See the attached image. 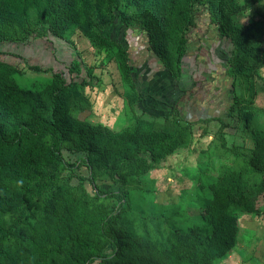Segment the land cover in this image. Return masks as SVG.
Instances as JSON below:
<instances>
[{
    "label": "trees",
    "instance_id": "trees-1",
    "mask_svg": "<svg viewBox=\"0 0 264 264\" xmlns=\"http://www.w3.org/2000/svg\"><path fill=\"white\" fill-rule=\"evenodd\" d=\"M238 1L0 0V264H214L235 248L240 194L260 181L247 177L243 161L208 181L195 177L203 224L185 229L133 222L125 186L155 166L151 150L171 155L195 122L212 119L201 103L182 106L194 88L206 98L221 95L229 116L243 102L223 93L235 89L239 77L252 81L264 30L256 20L234 22L232 15L256 0ZM116 21L125 42L138 24L163 66L139 83L129 59L134 62L119 47L121 69L137 89L128 98L137 96L153 117L120 131L72 115L77 85L90 77L64 37L75 28L94 46H105V32ZM227 48L224 60L217 51ZM25 68L51 76L25 84L16 77ZM160 117L170 130L156 128ZM256 136L264 143V133ZM98 172L111 180L99 183Z\"/></svg>",
    "mask_w": 264,
    "mask_h": 264
},
{
    "label": "rangeland",
    "instance_id": "rangeland-1",
    "mask_svg": "<svg viewBox=\"0 0 264 264\" xmlns=\"http://www.w3.org/2000/svg\"><path fill=\"white\" fill-rule=\"evenodd\" d=\"M248 1L250 0L238 2ZM232 19L238 24H250L256 20L264 30V0H256L247 9L233 14ZM133 21L139 23L136 19ZM134 27L136 29L131 27L127 30L125 42L120 37L123 36V26L116 21L105 32L108 39L105 38V46H94L75 28L69 29L64 35L76 47L89 71L85 73L90 77L88 83L77 85L80 97L71 107L73 116L108 126L114 131L131 126L136 119L149 121L153 118L141 109L137 96L128 98L137 94V89L130 85L127 72L124 73L121 69L119 47L127 52L128 57L126 55L124 59L128 61L131 58L134 62L132 64L129 59V64L139 72L135 70L134 75L139 83H145V75L147 79H151L155 71L163 69L158 60L159 54L148 50L149 44L151 46L153 42L147 40L146 33L138 24ZM209 36L213 38L210 33ZM259 49L258 68L252 81L239 77L235 89H230L228 93V84L223 93L224 97L235 94L243 98L242 103L235 105L233 115L223 113L227 104L221 95L210 96L212 93L209 92L206 98L199 87L194 88L193 92L185 96L182 106L201 103L208 107V114L212 119L195 122L191 134H186L171 155L163 156L151 150L149 157L155 166L141 177H131L125 186L130 207L127 215L132 217L133 222L138 224L143 221L148 229L157 227L163 230L169 226L185 229L203 224L199 208L201 191L196 185L195 177L200 176L208 181L218 176L225 166H232L234 163L239 165L241 161L246 163L247 177L260 181L256 187L246 190V194H240L244 211L238 214V243L214 264H264V143L256 136L264 133V38ZM229 54V48L217 51V55L224 60ZM163 61L170 63L166 59ZM50 76V73L34 72L28 68L16 75L25 84L44 81ZM223 81L225 79L221 78L217 84L220 85ZM207 90L212 91V88L208 87ZM215 101H218L217 107L213 105ZM153 121L158 129L172 128L161 117ZM181 123L185 124V121ZM97 179L99 183L111 180L104 172H98ZM104 188L108 189L107 186ZM77 190L80 191V188ZM103 202L112 206V201L108 199Z\"/></svg>",
    "mask_w": 264,
    "mask_h": 264
},
{
    "label": "crops",
    "instance_id": "crops-1",
    "mask_svg": "<svg viewBox=\"0 0 264 264\" xmlns=\"http://www.w3.org/2000/svg\"><path fill=\"white\" fill-rule=\"evenodd\" d=\"M212 36H213V34H211ZM213 39L212 38H210V36H209V34L207 35V37H206V40H204V44L206 45V48L207 49H209L208 48V43L210 44V42L212 41ZM211 44H212V42H211ZM197 50V48H193L192 49V51L195 53V51ZM193 53V54H194ZM194 55H192L191 57H193Z\"/></svg>",
    "mask_w": 264,
    "mask_h": 264
}]
</instances>
